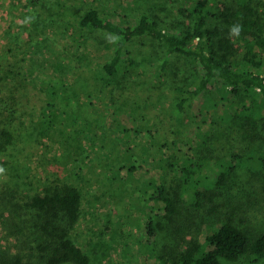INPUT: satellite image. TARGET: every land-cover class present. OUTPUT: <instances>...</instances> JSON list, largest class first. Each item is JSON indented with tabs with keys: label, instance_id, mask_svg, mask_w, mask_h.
Masks as SVG:
<instances>
[{
	"label": "rangeland",
	"instance_id": "obj_1",
	"mask_svg": "<svg viewBox=\"0 0 264 264\" xmlns=\"http://www.w3.org/2000/svg\"><path fill=\"white\" fill-rule=\"evenodd\" d=\"M181 1L189 5L194 0ZM90 5L122 24L136 22L151 7L163 18L178 16L170 0H0V98L13 95L8 96L12 107L19 105L18 114L25 111L28 118L15 146L21 161L0 163V259L41 261L37 246L43 237L28 209L15 204H25L49 185L71 182L83 191L82 216L73 234L91 264H173L192 239L206 240L209 230L199 229L197 223L214 217L207 216V206L190 208L184 203L170 220L163 216L162 201L148 203L163 225L156 242L150 240L144 225L151 214L145 205L150 195L142 196L144 182L164 179L167 170L153 160L159 155L168 157L177 149L183 158L192 155L201 127L191 126L179 147L171 144L161 151L160 144L153 146L151 134L144 133L147 129L142 136L123 135L118 125L145 118L151 133L161 141L169 138L172 129L178 130L172 124V84L189 77L192 81V70L179 55H172L167 69L160 70L167 55L158 41L145 37L129 45L137 51V64L126 58L118 79L105 80L102 66L113 54L112 39L106 31L83 29L78 22L79 13ZM64 77L68 86L59 82ZM48 100L54 106H48ZM202 111L196 102L194 113L201 123ZM231 138L239 147L249 139L238 132ZM252 143L264 150V136ZM130 148L138 166L134 177L128 178L126 166L113 180L112 169L126 164ZM207 166L202 181L212 188L219 166ZM215 195L223 217L234 212L236 224L252 236L264 233V170L240 169ZM221 260L253 264L254 255Z\"/></svg>",
	"mask_w": 264,
	"mask_h": 264
},
{
	"label": "trees",
	"instance_id": "obj_2",
	"mask_svg": "<svg viewBox=\"0 0 264 264\" xmlns=\"http://www.w3.org/2000/svg\"><path fill=\"white\" fill-rule=\"evenodd\" d=\"M170 1L178 11L175 20L163 18L151 7L141 12L136 22L122 24L90 5L79 13L78 22L83 29L106 31L112 39L113 54L102 66L107 81L118 79L126 66V58L137 64V51L131 50L129 45L145 37L158 41L167 55L159 60L160 70L167 69L172 55L183 57L191 67L192 81L189 77L172 84V124L178 130L172 129L169 138L161 141L157 133H151L145 118L118 125L123 135L142 136L147 129L144 133L151 134L153 146L160 144L161 151L171 144L179 147L183 136L191 133V126L201 127L202 133L192 147V155L183 158L180 149L168 157L165 153L159 155L153 160L157 159L159 167L170 176L165 175L162 182L157 177L144 182L142 196L150 195L145 205L150 209L148 203L162 201L165 204L163 216L167 219L172 220L184 203L190 208L207 206V216L214 217L197 223L199 229L204 226L209 230L206 240L192 239L174 256L172 263L223 264L222 257L236 261L251 253L253 264H264V233L252 236L236 224L234 212L223 217L221 205L215 202V190L240 169L252 173L264 170V150L252 143L264 136V0H194L189 5L181 0ZM234 26L240 27L239 35L231 34ZM62 81L68 86L65 77L59 82ZM81 94L74 91V95L80 97ZM8 96L13 95L0 98V163L5 166L21 161L15 146L22 127L28 126L26 112L18 114L19 105L13 108ZM47 102L48 106H54L52 101ZM196 102H200L203 110L202 123L194 113ZM35 111L41 112V109L35 107ZM138 120L140 124L136 123ZM235 132L249 138L246 145L236 144L238 137L237 140L231 138ZM45 134L43 132L42 136ZM127 153L126 164L112 169L116 174L113 180L119 178L126 166L128 178L134 177L138 169L135 154L132 148ZM116 160L121 163V157L119 160L117 156ZM212 162L219 166V172L211 188L202 180L207 165ZM16 176L20 177L18 172ZM82 206L83 191L71 182L49 185L25 204L16 203L15 208L28 209L30 220L43 237L37 246L41 261L27 262L14 256L0 259V264H91L90 255L73 234L82 216ZM150 212L152 214L151 209ZM151 214L144 225L148 239L156 242L163 225L156 219L158 213Z\"/></svg>",
	"mask_w": 264,
	"mask_h": 264
},
{
	"label": "clouds",
	"instance_id": "obj_3",
	"mask_svg": "<svg viewBox=\"0 0 264 264\" xmlns=\"http://www.w3.org/2000/svg\"><path fill=\"white\" fill-rule=\"evenodd\" d=\"M240 27L239 26H234L233 28H232V30H231V34H233V35H239V32H240ZM0 171H2V170H0Z\"/></svg>",
	"mask_w": 264,
	"mask_h": 264
}]
</instances>
